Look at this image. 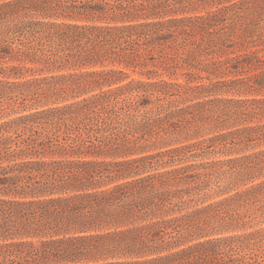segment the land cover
Wrapping results in <instances>:
<instances>
[{"label":"trees","instance_id":"16d2710c","mask_svg":"<svg viewBox=\"0 0 264 264\" xmlns=\"http://www.w3.org/2000/svg\"><path fill=\"white\" fill-rule=\"evenodd\" d=\"M22 1L0 4V27L6 19H18V14L27 9L57 17L99 14L101 18L122 10L116 17L133 21L142 17L139 11L149 8L160 19L119 26L55 22L8 26L5 32L0 30V60L5 58L3 50L9 42V34L17 31L31 34L33 31L35 40L43 34L51 40L57 39L63 46L59 57L56 54L44 56L48 61L71 59L87 64L109 61L137 66L145 64V57L153 51L158 52L159 59L170 60L169 49L171 55L178 53L176 57L185 67H193L197 53L220 56L232 53L229 52L232 37L238 24H244L247 12L252 13L257 7L258 11L264 12V0H236L205 15L169 19L162 16L168 11H189L196 2L207 0H151L148 5H133L131 8L135 11L108 5L106 1L102 3L103 0H30L25 4ZM96 6L98 9H94ZM166 7L168 10L164 9ZM111 17L115 18L113 14ZM255 21L257 27L252 30L245 32L243 28V36L256 35L254 44L251 45L250 38L238 42L242 48H248V52L209 63L218 73L240 70L252 74L212 84H259L258 79L264 75V70L257 72L264 65V18ZM197 34L201 36L200 41L195 39ZM33 47L36 46L30 48ZM37 49L35 53L43 54L41 48L37 46ZM23 68L14 66L11 70L22 71ZM119 73L121 71L114 69L95 70L49 79L34 78L27 83L34 84L35 88L46 84L51 93L62 94L68 88L79 89L82 85L110 87L116 83L114 77ZM131 82L0 124V162H4L0 165V264H264V228L225 234L228 230L245 229L252 221V215L248 211L238 212L232 207V201L255 199L260 191H264V181L221 201L196 204L206 195L209 186L201 180L205 175L201 169L212 165L174 166L173 163L187 148L215 138H226L227 133L187 146L132 157L143 152L146 145L141 144L143 136L134 139L125 135L113 136L110 126L118 116L116 92L124 88L130 92L142 90L143 101H131L136 108L144 106L148 96L163 94L156 98V102H160L179 96L181 88L189 90V87L179 83L140 81L132 86ZM202 87L195 86L194 90ZM174 101L177 100L171 103ZM250 102L263 105L264 98ZM181 111L183 109L169 111L156 120L158 137L169 133V127L174 128V133L188 127L184 125ZM221 119L216 118V122L222 124ZM143 124L146 127L151 122L144 121ZM79 126H82L81 130ZM137 127L135 131H139V124ZM72 128L78 132L70 139L73 144L78 143V146L69 145L72 151L80 148L86 154L108 153L122 158L109 161L42 158L47 150L64 152L57 134ZM245 129L251 134L260 133L264 125ZM80 131H94V141L86 143ZM106 132L109 133L105 135ZM27 155L34 158L20 160ZM244 158L253 165L264 164V151ZM153 164L170 165V168L149 172L147 169ZM28 237L39 240L37 243L23 240Z\"/></svg>","mask_w":264,"mask_h":264},{"label":"rangeland","instance_id":"374dc122","mask_svg":"<svg viewBox=\"0 0 264 264\" xmlns=\"http://www.w3.org/2000/svg\"><path fill=\"white\" fill-rule=\"evenodd\" d=\"M9 1L15 0H0V4H6ZM97 1V0H96ZM108 5L121 6L130 8L133 5L150 4L151 0H103ZM188 0H182L187 2ZM236 0H207L206 2H196L194 7L189 11H168L166 15L162 16L164 19L169 18H182L187 16L205 15L209 11H215L222 6L228 5ZM30 0H23L21 3L25 4ZM168 3V2H167ZM93 4V2H92ZM96 6L94 9H98ZM168 10V8H164ZM177 9V8H176ZM258 9V7H257ZM254 10L247 12V17L243 25L238 24L236 33L232 37L230 43L229 53L224 56L217 55L215 53L206 54L203 52L197 53L193 67H185L176 55H171L169 52L170 60L159 59L157 51H153L151 55L146 56V63L134 66L133 64L125 65L118 64L117 62L105 61L102 64H87L80 61H52L46 60L44 56L49 54H56L58 57L61 55L60 50L63 46L59 44L57 39H49L45 35H41V38L35 40L31 34L27 31H17L8 35L9 42L5 44L3 54L5 58L0 60V124L2 122L14 119L21 115L47 109L49 107L61 106L64 104H70L79 101L83 98H88L94 94L99 93L102 90L112 89L118 86L125 85L130 81H133L132 86L137 81L140 82H167V83H179L181 85L189 87L181 88L182 92L179 96L168 97L160 102H156L157 97H163V94L156 93L153 96L145 98L144 106H136L133 108L131 101L139 100L141 98L142 90L130 92L127 88L116 92L117 106L115 111H118V116L115 117L111 124V132L113 136L125 135L129 139L139 138L141 144L146 145L144 151L137 153L132 157H138L145 154H154L161 150H165L170 147H178L184 145H190L197 143L200 140L218 136L220 134L227 133L226 138L213 139L209 142L194 145L187 148L180 159H177L173 165L181 166L188 164H208L201 169L205 173L201 180H204L209 186L206 191V195H203L202 199L198 203V206L208 203H214L221 201L225 198L231 197L236 192H241L251 185L264 181V164L249 163L247 157L259 152L264 151V130L261 129L260 133L251 134L248 129L249 126L264 125V104L250 102L251 99L264 98V75L258 80L259 84H245L242 83H218V81H228L237 78H244L252 73L238 70L232 73L222 71L218 73L215 71L209 63L216 59H224L227 56H233L248 52L249 49L242 48L239 45V41H249L251 45L254 44L253 40H256V35L243 36V28L246 30L254 26L257 27L256 18H264V12L261 10ZM136 10V9H132ZM112 11V10H111ZM122 10L108 13L107 16L99 17L100 15L79 17L78 15L73 17H57L50 16L43 12H35L31 9L21 11L18 15V19L8 18L0 27L3 32L6 31L8 26H23L29 22H43V23H65V24H77V25H96V26H114L122 25L128 22H143V21H155L160 17L154 14V11L149 8L143 11H137L142 17L139 19H118ZM115 16L112 19L111 15ZM116 14V15H115ZM66 15V14H64ZM253 18V20H252ZM241 25V27H240ZM36 29V28H35ZM197 41L201 40V36L197 34L195 36ZM260 44V43H258ZM31 46H36L30 48ZM37 46L41 48L43 54L36 52ZM152 46H154L152 44ZM261 47V45L259 46ZM30 48V49H29ZM157 49V48H156ZM175 54V53H173ZM24 67L22 71L11 70V67ZM261 66V65H260ZM29 70H25V69ZM114 69L121 71L116 74V83L110 87L107 85H82L79 89L68 88L62 94L51 93L44 84L42 88L33 87L34 84L27 83L28 80L34 78H50L51 76H61L68 74H79L86 71L95 70H108ZM4 70V72H3ZM264 70V65L258 69L257 72ZM256 74V73H255ZM19 83V84H17ZM21 83H26L22 85ZM252 85V86H251ZM195 86H203L198 90H194ZM28 88V89H27ZM172 100L174 101L173 103ZM115 102V101H113ZM131 103L128 104V103ZM159 105V108H156ZM122 107V108H121ZM121 108V109H120ZM138 108V109H137ZM182 117L185 119L184 125L188 126L179 133H174V128L169 127V133L158 137L157 130L158 125L156 120L166 115L169 111L180 110ZM145 117L142 118V115ZM222 117L223 123H217L216 118ZM189 120L191 123H187ZM149 121L151 125L144 127L143 122ZM139 131H135L134 128H138ZM220 126V127H217ZM80 130L82 126H79ZM133 130V133L131 130ZM147 130V131H146ZM81 132V131H80ZM78 132L75 128L71 130H61L57 136L60 145L63 146L62 150L52 153L45 151L42 158L46 160L51 159H87V160H117L122 157L111 155L108 153H101L100 155L85 153L84 149L78 148V151H72L69 146L73 144L70 141ZM83 133V137L86 139V143L94 141L96 133L94 131ZM109 132H106L108 134ZM251 134V135H249ZM99 136V134H98ZM185 136V137H184ZM69 139V140H68ZM224 140V141H223ZM74 143L73 145H77ZM78 146V145H77ZM76 148V146L74 147ZM13 149V147H12ZM66 152V153H65ZM31 155L23 156L20 160L32 159ZM229 160H236L235 162L228 163ZM264 160V158H263ZM155 162V161H153ZM4 163V162H3ZM0 162V165L3 164ZM155 164V163H154ZM148 167L149 172L162 171L165 168H170V165H154ZM246 166V167H244ZM243 169V170H242ZM193 172H191L192 174ZM190 174V173H189ZM193 184V183H191ZM4 197V196H1ZM9 198V197H6ZM257 200V201H255ZM258 200L260 202H258ZM232 207L237 209L238 212L243 213L248 211L252 215V221L245 229L228 230L225 234L242 233L244 231H251L258 228H264V191H260L255 199L243 198L240 200L232 201ZM23 240L37 243L39 238L28 237Z\"/></svg>","mask_w":264,"mask_h":264}]
</instances>
